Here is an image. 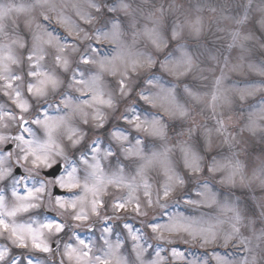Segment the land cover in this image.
Segmentation results:
<instances>
[{
  "label": "clouds",
  "instance_id": "clouds-1",
  "mask_svg": "<svg viewBox=\"0 0 264 264\" xmlns=\"http://www.w3.org/2000/svg\"><path fill=\"white\" fill-rule=\"evenodd\" d=\"M0 264H264V0H0Z\"/></svg>",
  "mask_w": 264,
  "mask_h": 264
}]
</instances>
